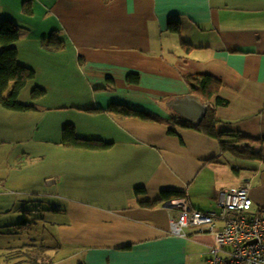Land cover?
<instances>
[{
	"label": "crops",
	"instance_id": "obj_1",
	"mask_svg": "<svg viewBox=\"0 0 264 264\" xmlns=\"http://www.w3.org/2000/svg\"><path fill=\"white\" fill-rule=\"evenodd\" d=\"M5 21L22 29L13 46L35 78L19 97L33 109L0 106V264H205L214 236L172 235L164 191L208 212L220 190L250 184L264 217V0H0ZM50 38L60 50L43 46ZM199 76L221 82L217 130L248 137L238 149L261 159L223 152L168 106ZM112 105L155 120L116 117ZM68 126L110 147L68 148ZM37 214L41 244H18Z\"/></svg>",
	"mask_w": 264,
	"mask_h": 264
},
{
	"label": "trees",
	"instance_id": "obj_2",
	"mask_svg": "<svg viewBox=\"0 0 264 264\" xmlns=\"http://www.w3.org/2000/svg\"><path fill=\"white\" fill-rule=\"evenodd\" d=\"M25 10L27 6L24 7ZM171 30L179 33L178 25H173L171 22ZM22 29L13 21L0 22V106L8 110L26 112L33 109V106H26L19 102V97L28 83L35 78V72L18 62V51L14 48V44L20 39ZM182 46L186 51L191 50V46L182 40ZM43 46L47 49L60 50V44H56L54 39L43 42ZM56 48V49H55ZM188 83L192 93L201 98L202 101L209 105V110L199 130L219 141L223 152H229L235 156L245 158L261 159V152L254 153L251 148L238 149L239 144H253L254 142L242 134H235L231 131L217 130V125L220 122L217 119L216 112L211 106L212 100L216 99L217 105L227 104L225 100L218 97L221 90V82L210 76L189 77ZM130 82H137L138 78L134 75L129 76ZM44 95L42 90L33 92L34 99H40ZM108 112L120 118H139L144 121H154L155 119L150 114L138 111L122 105H112ZM64 146L68 148H79L87 150H105L110 147L107 144L98 140H85L76 135L75 128L68 126L64 132ZM186 199L184 194L178 192H163V199L167 202H172L179 199ZM151 205V204H150ZM153 205V204H152Z\"/></svg>",
	"mask_w": 264,
	"mask_h": 264
},
{
	"label": "built area",
	"instance_id": "obj_3",
	"mask_svg": "<svg viewBox=\"0 0 264 264\" xmlns=\"http://www.w3.org/2000/svg\"><path fill=\"white\" fill-rule=\"evenodd\" d=\"M250 184L225 188L217 193V210L203 212L190 207L187 199L166 204L171 234L188 238V229L211 234L215 245L205 264H264V217L253 209Z\"/></svg>",
	"mask_w": 264,
	"mask_h": 264
},
{
	"label": "water",
	"instance_id": "obj_4",
	"mask_svg": "<svg viewBox=\"0 0 264 264\" xmlns=\"http://www.w3.org/2000/svg\"><path fill=\"white\" fill-rule=\"evenodd\" d=\"M168 106L185 121L192 122L198 126L201 125L209 110V105L193 94L177 97L169 101Z\"/></svg>",
	"mask_w": 264,
	"mask_h": 264
},
{
	"label": "rangeland",
	"instance_id": "obj_5",
	"mask_svg": "<svg viewBox=\"0 0 264 264\" xmlns=\"http://www.w3.org/2000/svg\"><path fill=\"white\" fill-rule=\"evenodd\" d=\"M231 159H234V161H235V164H236V162L239 164V165H241V163L242 162H249V160H245V159H240V158H237V157H231ZM242 161V162H241ZM251 161V160H250ZM238 166V165H237ZM226 168H229L230 169V167H226ZM226 168H224V170H226ZM40 216L41 215H39V214H37L36 215V222H37V227L36 228H34V229H28V231L26 232V234L24 235V236H22L21 237V239H19V238H14V240L15 241H17V243L19 244V242L21 241V242H24V241H26V243H28L29 241H31L32 239H35V237H36V239L38 240V243H36V245H40L41 244V240H42V237H44V234H45V231H44V221H43V219H41V220H39V218H40ZM42 217V216H41ZM31 221H35V220H31ZM22 222H23V220H22ZM21 222V223H22ZM20 223V224H21ZM50 229H48V231H49ZM46 234H49V236H47V239H46V237H45V239H46V243H48V244H53L54 242H55V238H56V235H54V228L52 229V231L50 232H48V233H46ZM51 235H53V236H55V238L54 239H52L51 237ZM0 244H1V242H0ZM47 256H48V253H45ZM51 255H50V258H54V255H53V253L51 252L50 253ZM37 255H38V257H43L44 256V254L42 253H39V252H37ZM43 258H47V257H43ZM58 260V259H57Z\"/></svg>",
	"mask_w": 264,
	"mask_h": 264
}]
</instances>
